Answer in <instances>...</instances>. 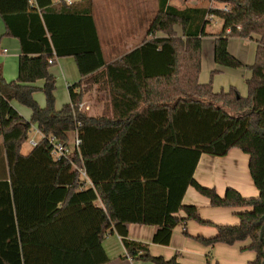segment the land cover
I'll use <instances>...</instances> for the list:
<instances>
[{"label": "trees", "instance_id": "trees-1", "mask_svg": "<svg viewBox=\"0 0 264 264\" xmlns=\"http://www.w3.org/2000/svg\"><path fill=\"white\" fill-rule=\"evenodd\" d=\"M92 1L0 0L6 33L18 39L21 50L15 80L5 81L0 70V264L106 263L100 241L107 228L121 237L131 259L179 264L176 256H153L147 244L130 240L127 225H153L151 241L168 245L177 224L184 226L187 219L210 223L194 205L182 203L188 186L213 206L250 207L237 213V224H216L213 237L195 239L205 245L250 239L247 248L256 257L248 264H264V0H213L226 10H179L158 0L142 43L110 63L103 58ZM210 16L222 19L214 41L219 66H242L228 52L230 36H259L246 97L234 87L215 92L211 82L198 81L200 37ZM176 24L182 36L175 33ZM63 56L74 58L81 78L69 85V102L56 110L55 79L48 68L54 57ZM40 79L44 107L33 98ZM94 84L106 90L109 101L100 115L73 107ZM11 100L30 108L28 120ZM76 121L81 144L71 160L84 167L92 184L87 188L69 160L51 157L46 138L21 153L31 125L67 144ZM233 147L249 155L259 191L255 198L232 188L221 197L193 177L202 153L223 156ZM180 210L185 217L177 215ZM92 229L99 233L96 242ZM183 233L189 235L184 227ZM205 260L219 264L210 254Z\"/></svg>", "mask_w": 264, "mask_h": 264}, {"label": "crops", "instance_id": "crops-1", "mask_svg": "<svg viewBox=\"0 0 264 264\" xmlns=\"http://www.w3.org/2000/svg\"><path fill=\"white\" fill-rule=\"evenodd\" d=\"M52 1L55 3L58 0ZM77 1L78 0H70V2L66 1V3L70 4ZM105 1L107 2L104 3L106 8L112 5L113 7L118 6L119 10H121L119 14L118 30H114L111 27L112 20L110 16H108V23L105 29L103 28V35L101 36L97 24V15L94 13L95 0L92 1V14L100 40L103 58L107 63H110L142 43L150 22L158 12V0ZM114 1L117 3H113ZM168 3L179 10L189 7H209V2L207 0L206 2L204 0H168ZM223 6L224 5L217 7ZM218 18L219 17L216 16L210 17V21H214L215 23V30L208 31L207 24H205V35L200 37L201 68L198 81L199 83L211 82L213 91L215 92L220 90L227 91L230 87H234L240 96L246 97L248 93L246 80L251 76L250 65L253 64L255 59L259 36L256 34H252L251 37L247 38L230 36L227 44L228 52L238 59L242 63V66L236 68L219 66L214 61V41L216 34L222 29V19L219 18L220 21L218 22L216 21ZM217 24L219 27L216 29ZM174 31L177 36H182V27L180 24L174 26ZM156 35L164 36L163 33L159 32L156 33ZM150 36L151 34L148 35V37ZM20 52L18 39L6 33L5 25L0 17V70L5 81L16 79ZM55 58L53 64H56L55 68L57 70H48L53 76L55 75L57 78L61 77L59 80H61V85L64 86L65 103H68L70 100L68 87L77 82L81 76L72 56ZM73 69H76L74 70L75 72ZM213 71L216 72L211 75ZM41 82L42 84H39ZM43 84V79L37 80L34 83L37 88H41ZM16 102L18 101L11 100L10 104L19 113L20 109ZM41 105L39 104L40 107L45 106ZM87 114L98 115V113ZM30 115L25 116L24 113L21 114L26 120L30 118ZM33 125L36 126L35 124ZM35 134L38 136L37 140H39V135L36 132ZM73 137L74 133L71 136L70 142ZM2 144L3 141L0 136V153L2 151ZM31 149L32 146L28 151L23 152L21 147V153L24 155L28 154ZM248 162L249 155L237 147L231 148L227 154L223 156L202 153L199 156V160L193 172V177L199 184L214 188L216 193L221 197L224 196L227 188H232L239 192L244 198H255L258 196L259 191L254 185L250 175ZM0 163V170H2L3 164L1 156ZM89 186H92V184L87 181L83 185V188ZM182 203L185 205H194L201 219L210 223H199L193 219H187L184 226L182 223L177 224L173 228L171 240L168 245L155 244L151 241L156 230L155 226L130 223L127 225L128 238L132 241L147 244L149 253L153 256H161L164 259L176 256L179 264H207L205 260L207 254L211 255L212 262H218L219 264H248V262L255 259V252L247 248L250 244V239L237 241L233 244L218 242L213 245H205L195 239L196 236L204 238L213 237L217 232L215 227L216 224H237L239 222L237 213L250 209V207L213 206L210 204L208 197L200 194L192 186L186 188ZM94 205L97 207L101 205L99 198H97ZM89 213L93 215L94 212L90 210ZM177 215L180 217L186 216L183 210H180ZM95 226H97V224L92 223V228ZM183 227L189 235L183 233ZM98 234L99 233L95 234V229H92V239L94 242H96ZM100 245L108 258V261L103 264H153L150 261L131 259L129 256H126L121 237L117 233L110 232L109 228H107L105 235L101 239ZM99 254L100 253L97 252V255Z\"/></svg>", "mask_w": 264, "mask_h": 264}, {"label": "rangeland", "instance_id": "rangeland-1", "mask_svg": "<svg viewBox=\"0 0 264 264\" xmlns=\"http://www.w3.org/2000/svg\"><path fill=\"white\" fill-rule=\"evenodd\" d=\"M206 2V0H204ZM209 2V6H222L223 3H218L215 2L213 0H207ZM107 3L105 0H95V8H94V13L95 15H97V24L99 27V34L102 36L103 35V28L105 29V26L108 23V16H110L111 21V27L114 30H118L119 28V14L121 12V10H119V7H113L112 5H110V7H105V4ZM113 3H117V2H113ZM216 20V19H214ZM216 21H220V19L218 18ZM110 22V21H109ZM219 27V25L217 24L216 29ZM207 29L208 31H213L215 30V23L214 21H210L209 23H207ZM257 35V34H256ZM105 36V35H104ZM54 59H56L54 57ZM56 64H50L49 65V70L50 71H55L57 70L55 68ZM76 69H73V71ZM49 71V73H50ZM75 72V71H74ZM55 76V75H54ZM55 79V89H54V96H55V102H54V107L55 109H60L62 107V105L65 103L66 101V97H64V86L61 85V77L57 78L56 76L54 77ZM39 84H42L39 83ZM66 90V89H65ZM33 98L35 99V101L37 103H39L40 101V105L44 106L45 105V96L44 93L42 91L41 88H37L36 91L33 92ZM84 99H95V103L92 104L91 108L89 109H85V113H98V115H100L103 111H106V109L108 108V96H107V92L106 90L100 85V84H95L94 86H91L89 89V92H87L84 96ZM17 106L20 109V115L22 113L25 114V116L30 115V109L29 107L16 102ZM38 104V105H39ZM35 126L31 125L29 132H28V138L27 140H25L22 144V151L26 152L28 151L31 146L28 143V139L29 138H35L37 139L38 136H36L35 134Z\"/></svg>", "mask_w": 264, "mask_h": 264}, {"label": "built area", "instance_id": "built-area-1", "mask_svg": "<svg viewBox=\"0 0 264 264\" xmlns=\"http://www.w3.org/2000/svg\"><path fill=\"white\" fill-rule=\"evenodd\" d=\"M68 2H70V0H66ZM224 10L227 9L226 6L221 7ZM211 17V16H210ZM48 62L51 63L52 59H48ZM95 103V99H83L82 101L78 102L76 105H74L73 107L77 108V110L79 111H85V109H89L92 104ZM80 122L76 121V128L74 131V137L72 139L71 142L69 143H62L60 141H58L56 139V137L54 136H46L44 135L38 128L37 126H35V132L39 135V140L34 139V138H29L28 139V143L34 147L38 144V142L43 139L46 138L47 143L49 145V152L50 155L53 159H67L70 161V163L72 164V168L74 170H77L81 176V178L86 179L87 181H89V179L86 176L84 167L81 165H78L76 162H74L73 160H71V155L74 151L79 152V147L81 144V138L78 135V129L80 127ZM90 182V181H89Z\"/></svg>", "mask_w": 264, "mask_h": 264}]
</instances>
